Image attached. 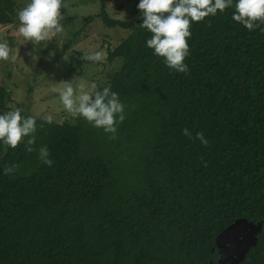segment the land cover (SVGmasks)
<instances>
[{"label":"trees","instance_id":"trees-1","mask_svg":"<svg viewBox=\"0 0 264 264\" xmlns=\"http://www.w3.org/2000/svg\"><path fill=\"white\" fill-rule=\"evenodd\" d=\"M95 1L104 26L129 30L106 50L118 67L90 95L117 94V139L76 113L36 117L16 149L0 141V264H214V237L240 217L262 222L241 264H264V24L234 21L237 0L193 22L179 73L146 46L143 15L110 19L113 0ZM14 7L0 0V26ZM10 101L0 87V107ZM16 164L15 178L4 175Z\"/></svg>","mask_w":264,"mask_h":264},{"label":"clouds","instance_id":"clouds-1","mask_svg":"<svg viewBox=\"0 0 264 264\" xmlns=\"http://www.w3.org/2000/svg\"><path fill=\"white\" fill-rule=\"evenodd\" d=\"M233 0H140L138 9L143 13L142 28L151 33L146 46L153 50L154 55L163 58L165 65L179 73H187L186 58L191 49L188 40L192 36L191 26L193 22H203L206 17L215 16L218 11L223 13L232 7ZM63 0H31L17 13L19 20V34L25 39L41 42L56 36L62 32L63 19L61 8L66 7ZM232 19L242 24L247 30L254 31L264 24V0H237ZM259 22V23H258ZM209 26H211L209 24ZM264 32V28H260ZM8 42H0V61L11 58L16 60ZM85 59L99 62L105 59V53L96 51L89 53ZM95 88V84L92 85ZM65 90L60 93V100L70 113H78L93 127L103 129L104 133L111 134L110 139H117L116 114L123 112V105L119 102L116 93H112L110 99L109 88L103 93L96 92L93 99L88 94L79 97L78 107L73 100L74 89L70 83L64 84ZM12 110L0 114V141L8 147L16 149L25 136L36 131V117L21 115L23 109L11 107ZM124 116H119V122L123 123ZM45 122L51 124L52 116L46 117ZM203 146L208 145L204 134L197 133ZM28 145L35 143V138L28 140ZM34 151L32 147L27 152ZM40 161L51 167L54 161L50 158V150L47 146H41L38 150ZM20 170V164L4 169V175L15 178Z\"/></svg>","mask_w":264,"mask_h":264},{"label":"rangeland","instance_id":"rangeland-1","mask_svg":"<svg viewBox=\"0 0 264 264\" xmlns=\"http://www.w3.org/2000/svg\"><path fill=\"white\" fill-rule=\"evenodd\" d=\"M31 0H15L14 17L9 25L0 26V42L5 40L12 49L11 58L0 61V87L8 92L11 101L0 107L23 109L21 114L46 119L51 115L54 122L65 118L73 120L74 113L65 110L60 93L64 84L74 89L73 100L79 105V97L91 95L93 89L103 82L107 74L118 67V62L105 59L93 62L85 59L89 53L100 51L106 54L129 30L106 27L96 14L99 2L95 0H67L61 12L63 31L41 42L25 39L19 34L17 13ZM140 1L113 0L104 7L110 19L130 20L143 15L138 9ZM86 17L90 20L85 21ZM95 84V88L92 85Z\"/></svg>","mask_w":264,"mask_h":264},{"label":"water","instance_id":"water-1","mask_svg":"<svg viewBox=\"0 0 264 264\" xmlns=\"http://www.w3.org/2000/svg\"><path fill=\"white\" fill-rule=\"evenodd\" d=\"M261 225V221L240 217L223 228L213 240L219 254L214 264H241L250 249L257 244Z\"/></svg>","mask_w":264,"mask_h":264}]
</instances>
